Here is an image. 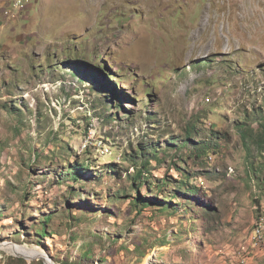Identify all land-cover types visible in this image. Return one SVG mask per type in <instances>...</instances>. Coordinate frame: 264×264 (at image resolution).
<instances>
[{"label":"rangeland","instance_id":"374dc122","mask_svg":"<svg viewBox=\"0 0 264 264\" xmlns=\"http://www.w3.org/2000/svg\"><path fill=\"white\" fill-rule=\"evenodd\" d=\"M15 2L0 0V264L10 246L40 247L28 264H264V0ZM189 124L220 146L204 164L178 148ZM147 153L164 192L131 184Z\"/></svg>","mask_w":264,"mask_h":264},{"label":"trees","instance_id":"16d2710c","mask_svg":"<svg viewBox=\"0 0 264 264\" xmlns=\"http://www.w3.org/2000/svg\"><path fill=\"white\" fill-rule=\"evenodd\" d=\"M203 133L204 131L201 126L197 124H189L186 129V138L176 141L178 143L179 149H182L184 147L191 148L190 147L191 146L190 141H191L194 144V147L191 148V152L187 159L194 158L196 160V163H200V164H204V158L209 156L212 153V151L213 153H215L216 149L220 148L219 144L216 141L212 140V137L210 139H204L202 136ZM154 159H159V156L156 153L153 156H150L149 153H147V155L141 154L140 160L136 165L140 169L138 170L137 173L134 174V176L130 177V179L132 180V183H131L132 186L140 185L138 188L135 189V190H138V194H139V189L143 186V184H146V183H148L152 188L154 187V189L157 190V192L166 191L164 190V187L167 185L166 181L165 182L163 181V183H161L160 185H156V184L154 185L153 181L149 180L150 173H147L146 171L149 170L151 163L152 161H154ZM180 161L181 163L186 164V161L184 158H181ZM87 162L88 161L86 160L85 164L82 165L83 167H80L81 165H76V166L81 168V170H88L86 169L88 166ZM71 173H72L71 178L76 177V175H78V173H76L75 171H72ZM180 186L185 188V190H187L188 194H190L191 196L198 197L200 189L189 188V185L186 182H181ZM78 194L79 193L71 194V197L73 196L77 197L79 196ZM136 201H138V205L135 204L136 207H139V204H144L146 202V200L142 198H139V200H136ZM153 201H157V200L153 199ZM78 218L79 217H74L72 215V220H76L78 222L80 221V219ZM51 221H52L51 216H47L44 220L39 221L38 224H40V227H42L41 229L38 230V235L40 237H44L45 234H48L47 231L49 230L48 227ZM38 243L40 244V242ZM6 264H28V263L23 258L9 257L6 261Z\"/></svg>","mask_w":264,"mask_h":264},{"label":"built area","instance_id":"2783aa9c","mask_svg":"<svg viewBox=\"0 0 264 264\" xmlns=\"http://www.w3.org/2000/svg\"><path fill=\"white\" fill-rule=\"evenodd\" d=\"M27 3L24 0H16L14 7L16 10L21 11L22 6ZM10 15L9 12H6ZM14 17V16H13ZM254 236H253V248L258 249L264 245V217H262L254 226Z\"/></svg>","mask_w":264,"mask_h":264},{"label":"bare ground","instance_id":"6f19581e","mask_svg":"<svg viewBox=\"0 0 264 264\" xmlns=\"http://www.w3.org/2000/svg\"><path fill=\"white\" fill-rule=\"evenodd\" d=\"M29 3L30 0H24ZM25 5V4H24ZM11 254L17 255L20 257H26L28 259L35 258L36 255H42V251L40 247H35L33 249L21 247V246H10V248L7 249ZM40 257V256H39Z\"/></svg>","mask_w":264,"mask_h":264},{"label":"water","instance_id":"95a60500","mask_svg":"<svg viewBox=\"0 0 264 264\" xmlns=\"http://www.w3.org/2000/svg\"><path fill=\"white\" fill-rule=\"evenodd\" d=\"M16 257H19V258H24V257H20V256H16ZM26 259V258H25Z\"/></svg>","mask_w":264,"mask_h":264}]
</instances>
